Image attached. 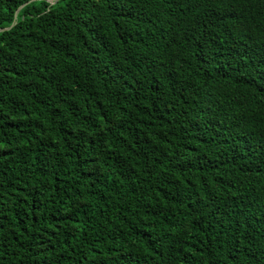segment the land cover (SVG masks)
<instances>
[{
    "label": "trees",
    "instance_id": "obj_1",
    "mask_svg": "<svg viewBox=\"0 0 264 264\" xmlns=\"http://www.w3.org/2000/svg\"><path fill=\"white\" fill-rule=\"evenodd\" d=\"M0 0V264H264V0Z\"/></svg>",
    "mask_w": 264,
    "mask_h": 264
},
{
    "label": "water",
    "instance_id": "obj_2",
    "mask_svg": "<svg viewBox=\"0 0 264 264\" xmlns=\"http://www.w3.org/2000/svg\"><path fill=\"white\" fill-rule=\"evenodd\" d=\"M32 1H33V0H31V1H29V2H26L25 4H23L22 6H20V7L16 10V12H15V16H16L17 12H18L22 7H24L26 4H28V3L32 2ZM54 1H57V0H54ZM12 26H13V24H12L9 28L0 29V32H3V31H6V30H9Z\"/></svg>",
    "mask_w": 264,
    "mask_h": 264
}]
</instances>
